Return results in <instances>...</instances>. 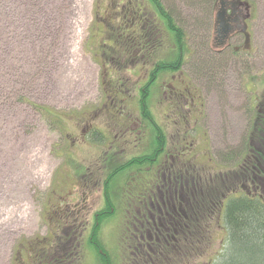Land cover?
Listing matches in <instances>:
<instances>
[{"label":"flooded vegetation","instance_id":"af4514ba","mask_svg":"<svg viewBox=\"0 0 264 264\" xmlns=\"http://www.w3.org/2000/svg\"><path fill=\"white\" fill-rule=\"evenodd\" d=\"M217 1L222 54L249 35L252 10L243 0ZM128 4L122 25L133 33L116 63L125 69L103 74L98 107L71 134L72 149L88 150L81 164L69 156V199L52 209L53 238L22 244L13 264H197V244L229 239L228 203L249 201L264 210V99L245 85L253 103L242 152L218 159L204 93L211 80L201 82L206 62L185 50L164 19L168 39L161 41L155 20ZM218 57L219 64L226 59ZM130 66L136 79L126 76ZM109 223L119 229L113 258L97 232Z\"/></svg>","mask_w":264,"mask_h":264},{"label":"rangeland","instance_id":"374dc122","mask_svg":"<svg viewBox=\"0 0 264 264\" xmlns=\"http://www.w3.org/2000/svg\"><path fill=\"white\" fill-rule=\"evenodd\" d=\"M130 1L155 20L161 41L167 40L164 18L150 0H0V264H13L22 244L53 238L52 209L61 197L69 199V156L81 164L88 150L72 149L71 134L76 137V123L98 107L103 74L122 68L116 63L125 55V36L133 33L132 26L122 25ZM243 1L252 10L249 43L239 36L220 54L215 33L220 1L160 0L182 29L185 50L206 62L201 82L211 80L204 93L218 159L242 152L253 103L245 85L255 86L264 99V0ZM225 55L219 64L218 56ZM188 65L184 71L192 74ZM132 70L126 76L136 79ZM118 231L110 223L97 231L111 258ZM221 236L197 244V264L225 260L228 239L223 235L220 241ZM89 250L86 257L92 256Z\"/></svg>","mask_w":264,"mask_h":264},{"label":"trees","instance_id":"16d2710c","mask_svg":"<svg viewBox=\"0 0 264 264\" xmlns=\"http://www.w3.org/2000/svg\"><path fill=\"white\" fill-rule=\"evenodd\" d=\"M150 2L154 3L172 32H176L178 42L184 44L185 36L182 29L165 11L160 0H150ZM227 205L226 221L229 239L225 260L219 264H264L263 208L259 204L243 200L230 202ZM255 249H258L259 253H254Z\"/></svg>","mask_w":264,"mask_h":264},{"label":"water","instance_id":"95a60500","mask_svg":"<svg viewBox=\"0 0 264 264\" xmlns=\"http://www.w3.org/2000/svg\"><path fill=\"white\" fill-rule=\"evenodd\" d=\"M223 16H224V14H218V16H217V22L218 23H221L220 21L222 20V18H223ZM249 39H250V37H249V35H247V37H246V42L247 43H249Z\"/></svg>","mask_w":264,"mask_h":264}]
</instances>
